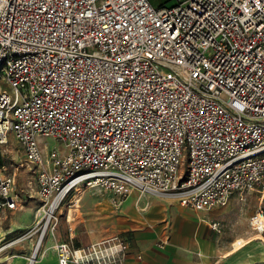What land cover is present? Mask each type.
<instances>
[{
  "label": "built area",
  "instance_id": "built-area-1",
  "mask_svg": "<svg viewBox=\"0 0 264 264\" xmlns=\"http://www.w3.org/2000/svg\"><path fill=\"white\" fill-rule=\"evenodd\" d=\"M10 134L36 182L10 243L38 233L29 263L81 190L195 212L256 193L264 234V0H0V149ZM4 170L0 214L23 205ZM49 247L57 264H143L120 234Z\"/></svg>",
  "mask_w": 264,
  "mask_h": 264
},
{
  "label": "crops",
  "instance_id": "crops-1",
  "mask_svg": "<svg viewBox=\"0 0 264 264\" xmlns=\"http://www.w3.org/2000/svg\"><path fill=\"white\" fill-rule=\"evenodd\" d=\"M150 2L154 7H158L170 0H150ZM33 182L34 186L31 182L28 186H32L31 191L36 194V182L35 180ZM105 196L104 205L100 202L98 208L95 205L96 209L107 213L112 207L120 208L117 214L107 218L110 227L107 235L125 236L130 243L131 251L142 255L143 264H264V244L254 242L255 238L238 239L235 243L223 242V239L231 240L232 237L230 238L228 231H224L223 225L219 232L210 228L211 223H220L219 220L211 219L214 212H195L174 201L156 197L138 199L136 194L130 195L121 204L114 206L111 201L112 194L105 192ZM234 198L235 196L229 200L226 207H223L225 211L220 212L224 217L232 216L231 212L235 210L237 203ZM20 199L22 207L16 210H4L0 214L1 237L15 232L20 227L28 229L31 226L32 218L27 214L25 217L19 215L25 213L22 208L26 203L25 198L20 197ZM29 199L35 198L29 196ZM101 229L103 230L104 227ZM238 241L241 244L235 245ZM11 259L6 258L4 261L6 264H24L22 258ZM34 264H57L54 251ZM128 264L134 262L130 259Z\"/></svg>",
  "mask_w": 264,
  "mask_h": 264
},
{
  "label": "rangeland",
  "instance_id": "rangeland-1",
  "mask_svg": "<svg viewBox=\"0 0 264 264\" xmlns=\"http://www.w3.org/2000/svg\"><path fill=\"white\" fill-rule=\"evenodd\" d=\"M40 144L43 148V153L46 150L50 152L56 148L60 149L62 147L60 143L51 138L42 139ZM0 150L7 157L4 166V174L14 178V190L17 192V195L25 198L26 200V203L22 208L25 213H21L19 215L25 217L27 214L33 221L36 216L37 195L31 191L32 186H34L33 180H35L32 167L30 165H26L23 149L14 139L12 134L9 135L8 145L4 149ZM29 182L32 183V186H28ZM29 196L35 199H29ZM69 199H71L70 201L72 202H70ZM105 199V192L97 189L81 190L74 196H69L68 200H66L57 211L56 215L58 217V225L53 233V236L49 240L72 242L74 245L78 244V246H80L86 245L92 240L107 236L110 228L107 218L117 214L120 208L112 207L109 212L107 211V213H102L99 211L100 209L98 210L95 208V205L97 208L98 203L100 202L104 205L103 202ZM234 199L237 200V203L235 205V210L231 212L232 216H230V218L221 215L220 212L225 211V208H218L213 211H203L208 213L214 212L211 219L219 220L221 225H223L224 231H228L230 238L232 237L231 240L223 239V242L235 243L238 239L246 240L253 238L256 239H254V242L264 241V234L253 233L250 231L248 226L249 219L258 205V194L252 193L248 195L244 201H240L237 197ZM78 200L79 202L74 204L75 201ZM234 214H236V216L233 217ZM114 218L115 217H112V219ZM32 221H30L31 226L29 228H31L35 222ZM103 227L104 229L102 230L101 228ZM28 229L20 227L15 232L3 237H1L0 234V264H6L4 261L6 258L8 260L11 258H22L24 259V264H29L38 233L32 235L31 237H26L18 243H13L12 245L10 244L15 238L25 233ZM45 241L46 237L43 241V247L41 248L39 254L35 257V261L31 264H34L38 260L45 258L47 254L49 255L53 252V250L49 247L51 245V241Z\"/></svg>",
  "mask_w": 264,
  "mask_h": 264
},
{
  "label": "trees",
  "instance_id": "trees-1",
  "mask_svg": "<svg viewBox=\"0 0 264 264\" xmlns=\"http://www.w3.org/2000/svg\"><path fill=\"white\" fill-rule=\"evenodd\" d=\"M163 4H165V3H163ZM6 158H7L6 155L2 154L1 151H0V167H2L3 165H5ZM75 246H78V244H75Z\"/></svg>",
  "mask_w": 264,
  "mask_h": 264
},
{
  "label": "bare ground",
  "instance_id": "bare-ground-1",
  "mask_svg": "<svg viewBox=\"0 0 264 264\" xmlns=\"http://www.w3.org/2000/svg\"><path fill=\"white\" fill-rule=\"evenodd\" d=\"M77 203L79 202V200L78 201H76ZM241 244V242L240 241H238V242H236V244L235 245H240ZM33 262V258H32V260L30 261V264Z\"/></svg>",
  "mask_w": 264,
  "mask_h": 264
},
{
  "label": "water",
  "instance_id": "water-1",
  "mask_svg": "<svg viewBox=\"0 0 264 264\" xmlns=\"http://www.w3.org/2000/svg\"><path fill=\"white\" fill-rule=\"evenodd\" d=\"M30 264V263H29Z\"/></svg>",
  "mask_w": 264,
  "mask_h": 264
}]
</instances>
